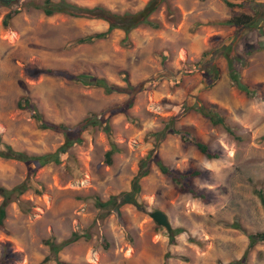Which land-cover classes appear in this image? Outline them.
<instances>
[{
	"label": "rangeland",
	"instance_id": "rangeland-1",
	"mask_svg": "<svg viewBox=\"0 0 264 264\" xmlns=\"http://www.w3.org/2000/svg\"><path fill=\"white\" fill-rule=\"evenodd\" d=\"M31 1H0V150L9 145L44 154L63 143L60 133L40 129L29 109L18 106L23 97H30L46 120L73 126L88 112L100 113L127 96L106 94L39 69L87 73L123 87L126 76L129 83L143 85L128 114L109 119L108 133L103 124L88 126L80 144L59 154V163L31 173L23 162L0 157V205L5 203L6 210L0 264H58L45 240L60 242L74 236L78 238L57 253L67 264H226L245 252L246 264H264V242L247 249L246 233L229 226L237 221L246 232L264 230V209L253 191L255 185L264 189V50L249 56L246 64L234 62L241 67L242 80L261 96H247L231 84L226 58L214 51L235 36L233 26L217 22L236 13L252 14L253 6L167 0L175 11L168 13L162 2L151 14L159 27L138 26L128 34L129 42H124L122 30L113 29L106 38L76 43L106 30L108 22L94 15L47 16ZM67 1L122 13L135 12L148 0ZM14 8L19 12L4 26L3 16ZM258 26L245 39L238 38L231 54L245 56L246 43L264 39L260 19ZM212 63L219 67L220 77L206 87L203 74ZM27 66L33 67L31 73ZM187 99L214 106L240 139L194 110L183 114ZM167 125L190 131L219 152V158H205L178 135L151 134ZM109 150L114 152L107 163ZM156 153L178 172L201 171L189 181L208 195V201L180 192L169 176L151 165L140 180L137 201L142 210L132 204L97 205L96 198L105 202L115 195L118 201V195L130 189L139 160ZM19 184L24 190L4 202L2 191ZM154 210L166 214L170 232L150 217ZM176 228L185 232L172 234Z\"/></svg>",
	"mask_w": 264,
	"mask_h": 264
},
{
	"label": "trees",
	"instance_id": "trees-1",
	"mask_svg": "<svg viewBox=\"0 0 264 264\" xmlns=\"http://www.w3.org/2000/svg\"><path fill=\"white\" fill-rule=\"evenodd\" d=\"M225 4L229 7H245L247 5L253 6L252 14L249 13H236L232 14L230 17L220 20L217 23L226 26H233L235 33L234 38L228 44H221L220 47L216 48L214 51H220V53L227 60V74L230 79L231 84L236 86L239 90L243 91L247 96H261L257 89L253 88L251 85L245 83L242 80L241 76V67H236L235 63L246 64V59L254 54L255 52H260L264 50V39L263 37L258 39L257 42L246 43L244 46L245 56L239 53L231 54V50H233L234 46L236 47L237 40L239 37L244 35V39L246 38L248 32L255 28L260 29L258 26L259 19L264 22V8L263 11L258 9V6H264V0H223ZM164 2L166 3V8L168 13H172L173 10L168 4L167 0H148L142 8L135 12L124 11L122 13L112 12L101 5H95L92 7L77 5L75 3L69 2L67 0H59L57 2L51 0H43L42 3L35 2L34 0L31 3L35 8L40 9L47 16L55 14V13H65L74 17L88 16L94 15L101 19H104L108 22V26L106 30L95 32L90 35H86L84 37H80L75 40L76 43H90L95 40H99L102 38H106L107 35L113 29H120L124 32V42L128 41V34L138 26L147 25L152 28H158L159 23L157 20L151 18V14H153L160 6V4ZM19 12L17 8L9 10L2 18V24L7 26L10 20ZM209 52V51H208ZM205 52L204 54H207ZM32 66H27V72H30ZM39 72L53 75V76H62L63 78L80 83L85 86H93L98 87L103 90L106 94L113 93H123L126 94V99L123 102L113 104L112 106L106 108L100 113L96 112H88L80 121L75 123L73 126H68L63 123H55L49 120H46L43 115L38 111L34 102L30 97H23V105L18 103L20 108L29 109L32 117L37 123V126L43 130H50L56 133H60L64 140L63 143L54 151L47 152L44 154H34L27 153L25 151L15 150L11 146L6 145V149L4 151L0 150V157L5 159H15L21 161L26 166L27 170L31 173H34L38 168L53 162L59 163V154L65 153L69 148H71L74 144H80L83 141L81 137V133L88 126H99L103 124V130L105 132H109L110 126L108 124L109 119L118 113H123L124 115L128 114V109L133 105L136 94L141 90L143 82H139L136 84H131L125 78L126 86H119L116 84L109 83L105 78L98 77L95 75L87 74V73H78L72 74L67 73L65 71L59 69H39ZM220 77V69L215 64H210V67L205 70L203 74V79L208 83L206 87L213 86L216 81ZM190 110H194L201 114L203 117H206L213 124L222 125L225 130L240 139L238 136L234 135V131L231 127H229L218 111L214 108V106H204L202 104H198V102L190 103L189 100H185L181 106V112L183 114L187 113ZM153 136L158 138H163L167 134L178 135L179 138L185 142L193 145L205 158L207 159H217L219 158V152L215 150H210L206 143L200 141L195 135H193L190 131L185 129H176L172 126H164L161 130L151 133ZM114 151L109 150L106 152L105 159L107 163L111 162V155ZM151 165L157 167V169L164 175H167L173 181V184L176 188L182 193H188L193 198H199L204 202H207L209 197L206 193L195 190L189 179L194 177H199L202 175L201 171L197 169H192L188 172H178L175 169L170 168L168 165L164 164V162L160 159L158 154L156 153L154 156L146 155V157L141 158L138 162V170L136 174L133 176L131 180L130 189L127 191H122L120 193L118 201H116L117 196H111L107 201L101 202L97 198V205L101 207H117L122 204H132L138 210L141 209V204L138 203L137 197L140 192V180L141 178L147 176L150 172ZM258 186V187H257ZM24 185L19 184L11 189H4L2 191V195L4 197V202L11 201L12 195L16 193L20 194L24 190ZM254 193L260 200L262 207L264 209V189L261 185H255L253 188ZM6 218V210L5 203L0 205V229L6 231L4 220ZM232 228L238 229L246 233L248 245L247 249L252 248L255 244L259 242H264V230L254 231V232H246L243 227L237 222L233 221L229 224ZM173 232H185L182 228H176ZM173 238V235H171ZM188 240H191V237L186 234ZM74 239L78 238L77 236L73 237ZM73 238L65 239L60 242H56L54 240H45V243L49 246L50 253L53 254L56 262L58 264H67L64 261L58 260L57 253L69 244ZM173 241V239H171ZM168 257V255H166ZM165 257V259L167 258ZM246 252L243 256L238 260H232L227 262L226 264H246Z\"/></svg>",
	"mask_w": 264,
	"mask_h": 264
},
{
	"label": "water",
	"instance_id": "water-1",
	"mask_svg": "<svg viewBox=\"0 0 264 264\" xmlns=\"http://www.w3.org/2000/svg\"><path fill=\"white\" fill-rule=\"evenodd\" d=\"M1 2L4 3H9L11 0H0ZM150 217L159 225H162L165 227V229L170 232L171 230V224L168 221V218L164 212L161 210H154L150 213Z\"/></svg>",
	"mask_w": 264,
	"mask_h": 264
}]
</instances>
